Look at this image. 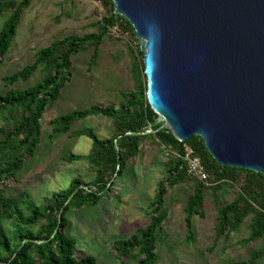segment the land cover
Listing matches in <instances>:
<instances>
[{
	"label": "trees",
	"instance_id": "1",
	"mask_svg": "<svg viewBox=\"0 0 264 264\" xmlns=\"http://www.w3.org/2000/svg\"><path fill=\"white\" fill-rule=\"evenodd\" d=\"M106 14L95 24L96 32L81 36H65L54 40L36 53L35 61L20 71L4 78L10 85L19 80L28 81L43 68L41 81L26 89L11 88L0 93V181L15 178L26 158L33 157L41 140L44 112L60 97L71 82L72 58L80 52L92 50L91 62L98 57L100 46L112 28L129 33L137 42L131 50L136 87L123 94L119 106L93 105L62 115L51 123L53 133H69L74 124L87 117L102 116L112 120L114 132L99 139L95 132L82 129L76 136L93 140L86 156L71 155V160L85 159L94 168L96 178L92 184L76 178L69 189L46 198L42 206L30 199L27 192L9 195L0 186V264H97L93 256L74 257L77 242L68 236L66 214L71 206H95L110 191L113 179L123 173L128 162L138 156L140 144L153 139L171 151L165 166V176L158 186L149 212V224L131 237L114 242L119 258H132L135 264H156L158 236L164 233L163 223L168 213L166 194L169 188L187 183L192 187L184 207L187 229L186 243L194 240L193 219L204 218V205L208 195L216 200L219 192L231 190L232 200L219 205L215 225V241L228 240L247 219L249 236L239 241L247 245L264 239V175L252 170L223 166L207 149L200 136L180 142L170 130L161 128L158 115L147 101V79L144 55L132 24L114 13L112 0H97ZM32 0H0V16L11 13L0 31V56H5L16 37L25 10ZM191 146L201 158L208 179L192 177L183 159L185 146ZM10 230H8V227ZM38 227L37 230L34 228ZM264 258V247L250 251L246 260L230 264H258Z\"/></svg>",
	"mask_w": 264,
	"mask_h": 264
},
{
	"label": "rangeland",
	"instance_id": "2",
	"mask_svg": "<svg viewBox=\"0 0 264 264\" xmlns=\"http://www.w3.org/2000/svg\"><path fill=\"white\" fill-rule=\"evenodd\" d=\"M105 14L104 6L97 0H32L22 16L10 49L5 56H0V93L11 88L23 90L41 81L45 76L42 67L28 81L19 80L6 85L4 78L33 63L36 53L54 40L96 32L95 24ZM10 16L9 12L0 16V31ZM136 46L137 42L129 33H123L116 27L111 29L110 36L105 37L94 62H91L92 50L80 52L72 58L71 82L44 112L41 140L35 155L26 158L15 178L0 181L7 194L27 192L31 200L42 206L46 198L69 189L76 178L87 184L93 183L96 174L88 161L70 159L71 155H88L93 140L75 134L88 129L101 140L109 138L114 132L112 120L102 116L87 117L78 120L66 134L53 133L55 125L51 122L93 105L119 106L123 94L136 87L131 54ZM0 124H4L2 120ZM170 154L168 148L153 139L143 141L138 156L113 179L110 191H106L97 205L70 207L66 214V233L77 242L76 259L88 255L93 256L97 264H135L132 258H119L113 244L131 237L149 224L150 208L165 176ZM191 192L192 187L187 183L168 189V216L163 223L164 233L158 236L156 264H230L246 260L251 250L264 247V239L247 245L238 243L249 236L250 219L228 240L221 238L215 241L219 205L232 200L231 190L219 192L218 200L212 195L207 196L205 216L194 217V240L186 243L184 207ZM258 264H264V258Z\"/></svg>",
	"mask_w": 264,
	"mask_h": 264
},
{
	"label": "water",
	"instance_id": "3",
	"mask_svg": "<svg viewBox=\"0 0 264 264\" xmlns=\"http://www.w3.org/2000/svg\"><path fill=\"white\" fill-rule=\"evenodd\" d=\"M144 55L161 128L264 175V0H112Z\"/></svg>",
	"mask_w": 264,
	"mask_h": 264
},
{
	"label": "built area",
	"instance_id": "4",
	"mask_svg": "<svg viewBox=\"0 0 264 264\" xmlns=\"http://www.w3.org/2000/svg\"><path fill=\"white\" fill-rule=\"evenodd\" d=\"M188 173L201 181H206L208 179V174L206 173L204 166L202 164L201 158L196 154L191 146H185V153L183 157Z\"/></svg>",
	"mask_w": 264,
	"mask_h": 264
}]
</instances>
